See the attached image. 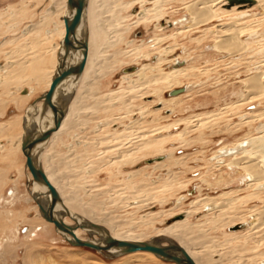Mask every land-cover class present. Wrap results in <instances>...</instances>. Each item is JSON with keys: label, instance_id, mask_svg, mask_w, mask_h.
I'll use <instances>...</instances> for the list:
<instances>
[{"label": "rangeland", "instance_id": "rangeland-1", "mask_svg": "<svg viewBox=\"0 0 264 264\" xmlns=\"http://www.w3.org/2000/svg\"><path fill=\"white\" fill-rule=\"evenodd\" d=\"M55 1L0 0V264H172L143 253L118 257L74 246L54 227L46 236L29 235L28 228L44 220L29 199L34 178L26 156L14 148L22 129L2 130L12 118L22 119L24 128L27 109L48 89L53 57L57 56L58 63L61 49L66 52ZM104 1H108L106 8H99L104 20L115 13L133 18L122 25L107 24L114 46L88 70L86 81L81 77L67 82L70 103L77 99L72 119L57 136L59 140L43 148L39 159L43 164L45 154L63 203L65 196H77L74 201L83 203L90 216L109 219L118 235L165 241L170 236L161 231L185 218L170 217L180 212L185 215L193 200L224 201L190 216L197 226L188 232L200 236L192 243L207 245V249L198 245L194 251L212 254L214 264H264V219L257 214L264 209V192L257 193L260 190L250 185L248 170L235 164L243 155L259 154L264 167L258 143L264 139V92L252 90L248 80L256 74L264 76V15L257 7L249 10L256 16L251 25L246 24L241 38L256 43L230 55L216 48L221 28L217 25L236 20L235 14L221 12L222 18L214 22L189 27L193 18L184 3L171 1L165 5L166 17L133 25L121 36L113 30H128L138 19L137 13L153 4ZM130 2L131 9L126 7ZM91 3L86 4V15ZM143 43L147 47L135 54L134 47ZM56 45L58 51L53 49ZM117 54L112 60L110 55ZM44 57L45 63H32L34 58ZM159 60L161 71L173 70L180 62V67L190 66L189 75L179 77L173 85L144 84L138 72ZM124 75L131 78L124 79ZM11 77V83H4ZM183 88V93L171 95ZM73 122L78 125L74 127ZM157 139L163 141V148L134 151L137 145ZM160 155L180 163L149 167ZM15 186L17 197L11 202L9 192ZM84 209L80 210L83 214ZM152 212L159 217H150ZM246 228L251 231L243 233ZM82 236L93 238L86 233Z\"/></svg>", "mask_w": 264, "mask_h": 264}, {"label": "bare ground", "instance_id": "bare-ground-1", "mask_svg": "<svg viewBox=\"0 0 264 264\" xmlns=\"http://www.w3.org/2000/svg\"><path fill=\"white\" fill-rule=\"evenodd\" d=\"M88 1L89 2L92 1L91 5H90L89 13H87L88 16L86 15V13H83V17H82V21H81L82 26L80 24V26L78 27V32L84 33L86 35L87 39H88V55H87V59H86V66H85L84 71L80 75H77L76 77H72V78L68 79L62 85L63 88H62V86L59 88V90L62 88V93L60 94V91H58V93L56 94L55 99H56V102H58L59 104H61L65 108L66 115H65L64 120L62 121V124L55 131V133L52 135L50 140L39 146L38 155H37L39 159H40V156H41V154L43 152V148L45 146H47V145H52L53 146L52 143L56 141V140L54 141V139H56V138L58 139L57 136L61 134L62 130L64 129V127H65V125H66V123L68 121V119L71 116V113L74 111V105L76 104V100L77 99H74V101H72V103L69 104L68 108L64 106V103H66V101H67L66 99L69 98V94H70L69 92L66 93L67 82L70 81L71 79H76V78H81V77H82L81 79L86 81L87 80L88 70L90 68H92L93 65H95V64L97 65L99 62L102 61L101 59H102V57H104L103 56V52H105L109 48L111 49V47L114 46V39H113V36L110 37L111 36L110 35L111 31L109 29V26L107 27V24L115 22V23H118V24L122 25L123 23L128 22L129 19L132 20V18H133L132 15H123L121 13H115V14L110 15V17H108L107 20H104V17L100 16L101 13H100L99 8L102 6L101 8L104 10V8H106V6H107L106 2L108 3V1L105 2L104 0H94V1L93 0H87V3H88ZM148 1L150 2L149 4H153V7L151 6V7H148L146 9H142L139 14L137 13V18L138 19L134 22V24H130L129 25L128 30L126 29V31H122V28L114 29L112 33L113 34L115 32L119 33V31H120L121 34H119V35L122 36V34H124L125 32L129 31V29L132 28L133 25H138L141 22L147 23L152 18H154V19L156 18L158 20H161V19L164 18L165 13H166L165 12L166 3H169L171 1H182L184 3V9H187L188 12L190 13L191 17L193 18L192 19L193 20V22H192L193 24H192V26H189V27H200V26H203V25H207V24H209L211 22H214L215 20L222 18V16L219 15L221 12H223L225 15H228L230 13L236 15V17H237L236 20L228 22L226 24H224V23L218 24L217 27L221 26V28L217 30V34H216L217 35V37H216L217 38L216 48L218 50H221V51H227L228 53H230V55L231 54L233 55V54H237V53L243 52L244 50L250 49L251 45L253 43H256V41H249L248 42V41H245V40H243L241 38L242 33L245 32V30H246L245 29L247 27L246 24L248 22H250L249 24L251 25L252 17L254 19V16H256L255 14L250 13L249 10L254 9V8L257 7L261 11V13L264 15V0H253L250 3L233 4L232 6L230 5V0H138V2H140L142 4H144L145 2H148ZM55 2L57 3L56 4L57 5L56 8H57V10L60 13V18H61V22H60L61 31H60V34H61L62 38L64 39V43L63 44H65V38H66L65 17L68 16V13H70L69 12L68 0H56ZM114 2H118V0H115ZM59 5H60V8H59ZM130 6H133L132 2L127 4L126 7H130ZM245 7L249 8V9L240 10L241 8H245ZM141 8H142V6H141ZM129 9H131V7ZM237 14H239V15H237ZM250 14H252V15H250ZM245 15H249V16L244 18ZM151 16H153V17H151ZM256 20H257V18H256ZM87 21H88V23H87ZM166 21H168V20H166ZM88 25L90 26V28H88ZM250 36H251V34H250ZM146 44H148V43H146ZM146 44L143 43L141 45L135 46L133 50H136V52H134V53L135 54L138 53L137 55H139L140 52H142L144 50V48L147 47ZM149 45H151V44H149ZM65 46L67 48L66 52H63L62 49H61L60 54H59V58H58V63H56L57 56L55 55L53 57L54 58V66H53L52 70L50 72H48V76H47L48 89L44 93V95L40 96V98L37 101L33 102L29 106V108L27 109V113H29V115H28V117L24 118V128H23L22 119L20 120L19 118H12V119L9 120V122L6 124V126H4V129L2 130V132L4 131L6 133H12L17 127H20L22 129L21 133H20V136H19V139H18V141L16 143V147H14V148H16L17 150H20L23 154H24V152L22 150V143H23L24 137L28 133L43 132L44 130H47V129H49V128L54 126V114H53V112H52V110L50 108L45 110L44 99H42L45 96V94L49 91L54 77L58 74V72L60 71V68L69 67V66H71V65H73L75 63H78L84 57V54H83V52L81 50H79L77 48H73L72 46H68L66 44H65ZM53 49L55 51H58V49H59L58 45H56ZM131 52L133 53V51H131ZM69 53L71 54L70 56H69ZM132 53H131V55H132ZM124 54H128V53L124 52ZM121 55H122V52H121ZM110 56L112 57V60H113L114 57L115 58L118 57V54L117 55H110ZM146 56H148V55H146ZM111 57H110V60H111ZM45 59H46L45 57L43 59L34 58V61L32 63H34V64H42V63H45ZM179 59H180V57L176 58V60H179ZM161 63L162 62L159 60L157 64L155 63L156 65H154V64L145 65L142 68V70H140L138 72V76L140 77V79L144 80V84L146 82V83H149V85H151V84L152 85L153 84L157 85L158 83L167 82V83H171L173 85L174 83L177 82V79L179 77L184 76V75H189V73L187 71L189 69H191V68H189L190 66L180 67V62H179V65H178L177 68H175L173 70H170L168 72H163L160 69ZM18 64H20V62ZM14 65H17V63H15ZM93 68H94V66H93ZM1 70H3V68ZM16 71L17 70H15L13 72H16ZM9 73H12V71H9ZM17 74H19V73H17ZM36 75H37V73H36ZM43 75H44V73H43ZM261 76H263V75L256 74L255 76H251L248 79L249 80V87L252 90L255 89V90L259 91V93L262 92V91L264 92V81H262L264 76L262 77V79H261ZM13 77L15 78V76H13ZM13 77L5 79L4 83H7V84L11 83L13 81ZM16 78H18V76ZM125 78H131V75H124V79ZM140 85H141V83L139 84V86ZM149 85H148V87H149ZM150 89H151V87H150ZM184 91H185V89L183 88L181 93H183ZM181 93H179V94H181ZM176 95H178V94H176ZM24 96H27V94H24ZM106 108H107V106L105 107V109ZM70 119H72V118H70ZM72 125L74 126V122H73ZM77 125L78 124L76 122L75 126H77ZM103 125H102V127L105 126V125L104 126ZM140 125L138 124V126H140ZM126 136H129V134H127ZM177 136H179V135H177ZM125 138H128V137H125ZM122 139H123V137H122ZM113 142H114V140H113ZM121 142H119V144ZM258 143H259L260 151L264 153V139L259 140ZM124 144L125 143H123V145ZM162 145H163V141H161L160 139H157V140H153V141H151L149 143H146V144H143V145H137L135 147L134 151L135 152H140V151L148 150V149H152V148H157V149L158 148H163ZM250 145H251V143H250ZM82 150H84L83 146L80 147V151H82ZM244 151H246V150H244ZM44 156H45V154L42 155V158L44 159L42 167H43L45 173L47 174L50 182L53 185L55 183L54 187L56 189H58L55 180H53L54 173L52 172V170L47 165L48 164L47 163V159L44 158ZM171 157L172 156H170L169 158H171ZM259 157H260L259 154H258V157H253V156L251 157L250 155H248V156L243 155L242 157H240V159H238V161L235 164L239 165L240 166L239 168L243 167V169L245 168V169L248 170L247 174L250 173L251 176H252L250 178V180L252 181V183L250 185L251 186H256V188H258L260 190L257 193L262 194L264 192V187L263 188H260V187L264 186V167H262L261 162H260V161H263V160H260ZM117 158H119V157H117ZM162 158H163V155H160V156L152 159L153 162H150L152 164H150L148 166L149 167H154V166H157V165L158 166L159 165L162 166V165H168L170 163L175 165V164L180 163V162H178V160H174V161L170 162L169 158H166V159H164V158L162 159ZM45 163H47V164H45ZM26 164H27V157H26ZM245 179H246V176H245ZM174 184H173V186H174ZM164 187H165V185H164ZM164 187H162V188H164ZM165 188L167 189V187H165ZM17 192H18V187H16V186L13 187L10 190L9 193L12 194V198H13V199H11V202H12V200L16 199ZM156 192H158V191H156ZM39 195H41L40 198H38ZM70 197H71V195H70ZM70 197L65 196V200L63 199L66 203L70 204L69 205L70 207L65 206L66 203L65 202L63 203V201H62L61 203H58V205L56 206L55 214H56V216L58 218L63 219L67 224H70L72 226H76L75 234H76V236L78 238H80L82 240H88V238H85V237L82 236V233L89 234L90 237H93L92 239L88 240V241H93V242L101 241V240H103V237L96 230H90V229L88 230V229L79 227L77 225L76 221L72 217H77L78 216V217H80V220H88L90 222H93V223H96L98 225L104 226L108 230V232L111 234V236H113L116 239L126 240V241H130V242H133V241L150 242L151 244H154V245H157V246H171V245L178 244V245L184 247L186 249V251L192 256V258H194V260L198 264H214V262H215V259H213V256H211L212 254H208L207 251H203V250L199 251V252L198 251H194V249H196V248L199 249L198 247H203V249H204L205 247H207V245H203V244H201V245L200 244H196L195 245L194 243H192L193 238H196L197 235L194 236V235H191L192 232H190V233L188 232L190 229L193 228V226H195V224L191 222L190 216L192 214H197L198 211L201 210L203 207H205V208L208 207L209 208L211 206H213V207L214 206H218V205L220 206V204H222L224 201L223 202L222 201L219 202V200L217 201V200L210 199V198L209 199L202 198V199L193 200L191 202L192 209L190 211L186 212L185 215H184L185 212H180V213H176L174 215L172 214L173 216L170 217V219H171V218H174L175 216L183 215V216H180V218L182 219L185 216V218L183 220H175L171 224L167 225V228H165V229H163L161 231L160 234H166V235L170 236V237H168L167 240H165V241L164 240L147 241L146 239H143L142 237H138V236L128 237V235L127 236L118 235L115 232V230H114L115 228L113 229V227L110 225L111 223L109 222V219L100 220V218H99L100 216H95V215L90 216L89 215L90 212L86 210V208L83 205V203H81L80 201H74L77 196H74V197H71V198ZM29 199H30V201H33V202L36 203L37 214H38L39 217H41L45 221V222L42 221L40 223H37L35 226H33V228H28V231L30 233L29 234L30 237H33V236L34 237H40V236H43V235L46 236L47 233H49L48 229L50 227H54V229H56L65 238L66 241H68L70 244H72L71 240L73 241L74 238L72 236H70L68 234H65L62 231L58 230L53 222H49L48 220L45 219V217H44V215H43V213L41 211L40 204H42L46 209L49 208L51 195H50V193H48V187L43 185V184H41V183H39V182H37L34 179V187H33L32 193L31 194L29 193ZM37 199H39V200H37ZM0 200H1V198H0ZM7 202H10V200L7 201ZM82 209H84V211H83L84 214L81 213V211H80ZM92 209H94V208H92ZM152 213L153 214H151V215L148 214V215H150V217L152 216V217H155V218L159 217L158 216V214H159L158 212H156V213L152 212ZM257 214L260 217H262V219H264V209L262 211H259V213H257ZM145 220L146 221L143 220L142 222H144V223H150L151 222V221H148L147 219H145ZM200 229H201V227H200ZM252 230H253V228H252ZM250 231H251L250 229H247V230L242 231V232L244 233V232H250ZM189 234H190V236H189ZM196 234H197V232H196ZM96 236H98L99 238H97ZM197 237H200V236H197ZM198 245H200V246H198ZM205 249H207V248H205ZM99 252H101V251H99ZM106 252L111 253L113 256H118V257L121 256V255L123 257H126V256L132 255V254L143 253V254H145L147 257H149L151 259L158 258L160 260H165L167 262H171L172 264H178V263H176L174 261L166 260L164 257H162L160 255H157V254H154L152 252H148V251H137V252H132V253H125L121 249L113 248V249H110V250H108ZM210 252H211V250H210ZM172 253L176 254L178 256H182V254L179 253V252L172 251Z\"/></svg>", "mask_w": 264, "mask_h": 264}, {"label": "water", "instance_id": "water-1", "mask_svg": "<svg viewBox=\"0 0 264 264\" xmlns=\"http://www.w3.org/2000/svg\"><path fill=\"white\" fill-rule=\"evenodd\" d=\"M253 0H230V5L233 4H246ZM87 0H68L69 12L68 16L65 17L66 23V38L65 44L72 46L81 50L84 54L82 60L75 63L69 67H62L58 74L54 77L49 91L42 98L44 99L45 110L50 108L54 114V126L44 130L43 132H32L28 133L23 140L22 150L27 157V166L30 169L34 179L48 187V193L51 195V200L49 208L46 209L42 204H40L41 211L46 220L53 222L56 228L65 234H68L74 238L71 243L74 246L79 247H89L98 251H108L113 248H118L123 250L125 253H132L137 251H148L154 254L164 257L166 260L174 261L178 264H198L194 258L186 251V249L178 244L171 246H157L151 244L150 242H137V241H126L116 239L108 232V230L101 225L90 222L88 220H80V217H72L77 225L81 228L96 230L99 232L103 240L98 242L82 240L78 238L75 234L76 226L67 224L63 219L58 218L55 214V208L58 203L62 202V198L58 190L50 182L47 174L45 173L42 163L38 158L39 146L49 141L55 131L60 127L62 121L65 118L66 110L65 108L56 102V94L60 91L62 93L63 84L70 78L80 75L86 66V59L88 55V39L84 33L78 32V27L81 24L83 12L86 7ZM62 88L59 90V88ZM182 92V89L174 90L171 92L172 95H176ZM64 106L68 108L70 104V97L66 99ZM29 111V110H28ZM29 113L26 114L28 117ZM41 195L38 196L40 198ZM39 200V199H37ZM174 252H179L182 256L173 254Z\"/></svg>", "mask_w": 264, "mask_h": 264}]
</instances>
